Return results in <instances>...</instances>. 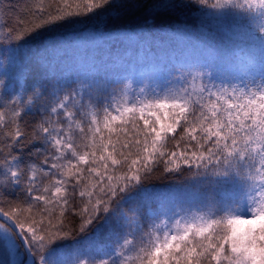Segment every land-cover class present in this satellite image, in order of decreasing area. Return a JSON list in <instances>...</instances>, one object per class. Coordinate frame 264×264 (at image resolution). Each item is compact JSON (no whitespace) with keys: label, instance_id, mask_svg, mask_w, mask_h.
<instances>
[{"label":"snow or ice","instance_id":"snow-or-ice-1","mask_svg":"<svg viewBox=\"0 0 264 264\" xmlns=\"http://www.w3.org/2000/svg\"><path fill=\"white\" fill-rule=\"evenodd\" d=\"M189 12L202 31L226 26L260 67L225 77L209 60L163 82L27 83L32 60L46 59L36 54L69 37L85 56L145 44L148 21ZM4 17L0 264H264V0H0ZM185 173L190 190L171 199L148 187ZM149 199L158 207L145 220Z\"/></svg>","mask_w":264,"mask_h":264},{"label":"trees","instance_id":"trees-1","mask_svg":"<svg viewBox=\"0 0 264 264\" xmlns=\"http://www.w3.org/2000/svg\"><path fill=\"white\" fill-rule=\"evenodd\" d=\"M19 0H5L6 4H17ZM0 19H6L0 18ZM93 31V26H88ZM146 30L151 28L155 36L145 44H117L108 46H92L89 45L88 54L82 53L81 46L71 41H65L66 45L60 52H40L37 56L46 57L45 60H32L30 64V77L27 81L28 85L36 83H44L45 86L51 87L57 81L75 82L80 79L83 74L91 73L100 86H105L113 81L125 78L133 79L135 83L141 80L152 83L153 81L163 82L167 76V70L181 65L190 66L196 63H204L211 60L217 66V71L225 77H239L245 75L249 64L256 65V61L243 55L236 41L228 31L226 26L217 27L213 25L211 28L201 29V22L198 19V13L189 12L178 14L177 19L164 22L161 24H153L148 21L145 26ZM87 30V29H85ZM58 39H64L58 37ZM211 43L215 52L209 49ZM117 49V53L127 49L131 54L140 48L145 50L144 56L140 59L135 57L129 58L127 63H134V72L129 69L123 62L111 60L112 53ZM31 48L33 53L37 48V44L28 45L18 53L23 55L27 49ZM130 56H127V58ZM144 66L143 70H138ZM19 61L10 66L9 74L13 81L20 75ZM175 74V73H174ZM119 85L112 83V87ZM32 122L38 117H26ZM153 196L159 197L162 201L173 198L181 189L191 188V181L187 173L184 175L169 176L167 179L153 180L148 185ZM187 196V193H184ZM158 202L155 199L144 201L141 206V212L145 220L150 216L152 209L156 210ZM4 255L0 252V260L4 259Z\"/></svg>","mask_w":264,"mask_h":264},{"label":"rangeland","instance_id":"rangeland-1","mask_svg":"<svg viewBox=\"0 0 264 264\" xmlns=\"http://www.w3.org/2000/svg\"><path fill=\"white\" fill-rule=\"evenodd\" d=\"M126 54H127V52H126ZM126 54H124V53H117L116 51H114L113 53H112V56H111V60H119V61H124L125 62V65H127L130 69H133L134 68V65H133V63L131 62V63H127V58L125 57V55ZM137 57V56H136ZM138 58V57H137ZM155 210L154 209H152L151 211H150V215H151V213L152 212H154Z\"/></svg>","mask_w":264,"mask_h":264}]
</instances>
